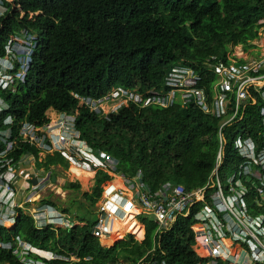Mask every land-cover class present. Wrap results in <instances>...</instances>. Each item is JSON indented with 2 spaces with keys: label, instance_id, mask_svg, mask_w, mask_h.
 Segmentation results:
<instances>
[{
  "label": "trees",
  "instance_id": "1",
  "mask_svg": "<svg viewBox=\"0 0 264 264\" xmlns=\"http://www.w3.org/2000/svg\"><path fill=\"white\" fill-rule=\"evenodd\" d=\"M2 1L8 12L0 18V55H6L13 37L17 38L16 44L23 42L33 50V54L28 51L20 54L32 62L22 76L24 79L18 81L17 93L8 92L13 109L3 118L13 115L15 129L26 121L45 123L49 110L70 112L76 114L82 137L94 147L110 152L118 160L117 168L123 175H142L153 193L170 181L182 183L188 190L206 186L220 149L218 119L195 105L180 103L167 109L130 103L106 119L81 105L74 95L100 99L117 88L141 94L154 88L167 92L165 78L175 66H192L214 78V73L208 71L209 58L216 55L227 59L238 45H243L245 51L256 47L253 42L260 38L259 31L264 30V24H260L264 21V0ZM21 65L18 63L14 74H20ZM207 91L210 92L209 87ZM259 109V105L249 107L244 121L227 129L230 138L227 165L241 163L231 141L232 134L244 132L256 137L261 131ZM28 151L38 156L35 146L19 142L17 159ZM60 161L63 160L58 155L49 154L38 160L37 168H44L47 163L48 172ZM112 178V174L98 170L92 192L84 193L91 209L72 220L85 225L70 230L52 227L40 230L33 218L20 210L14 229L0 226V241L20 237L44 250L80 258V262L57 264H137L153 249L155 240L158 241L155 261L166 264L203 261L196 251L197 235L192 228L196 222L194 215L202 205L191 218L180 217L174 228L160 238L156 237L153 218L142 217L147 227L144 241L132 237L112 247L103 246L94 235L98 215L93 208L100 200L103 184ZM66 187L79 190L81 183L69 182ZM41 204H50L66 214L70 212L50 196ZM248 204L251 214H264V197L253 192ZM121 223L116 226L111 242L123 239L126 231L143 238L144 229L136 221L127 219ZM87 257L91 260H85ZM0 260L22 264L7 248H0ZM220 264L226 263L220 260Z\"/></svg>",
  "mask_w": 264,
  "mask_h": 264
},
{
  "label": "built area",
  "instance_id": "2",
  "mask_svg": "<svg viewBox=\"0 0 264 264\" xmlns=\"http://www.w3.org/2000/svg\"><path fill=\"white\" fill-rule=\"evenodd\" d=\"M7 12V7L0 0V18ZM260 24H264V21L261 20ZM259 32L261 38V31ZM16 40L13 37L6 47V55H0V226H16L22 210L33 218L40 230L49 227L70 230L75 227L68 214L50 204L32 208L35 201L33 197H39L35 193L41 191L40 187L49 181L51 183L47 187L51 188L58 181V178L53 181L52 176L56 171L54 168L60 167L61 163L53 165L52 170L43 177L40 171L44 168H37L38 160L42 161L49 154H54L67 163V170L76 179L79 178L77 170L93 174L90 177L94 181L98 170L112 174L113 178L105 183L113 180L114 184H103L96 208L98 224L94 235L101 239L103 246L116 244L117 241H110L112 234L116 231V226L127 219L136 221L143 227L144 236L140 241H144L147 229L142 217L153 218L157 225L156 237L160 238L174 228L180 217L191 218L195 209L202 205L194 215L196 222L192 226L197 235L196 251L203 259L199 264H220V260L226 264L264 263V214H251L248 204V198L253 192L258 197H264V58L244 57V47L238 45L228 53L227 59L215 55L207 60L208 71L214 73V78L192 66H175L165 78L166 86L169 87L167 92L154 88L149 93L141 94L117 88L100 99L74 95L81 105H86L98 115H104L106 119H110L112 113L130 103L143 108L153 105L162 109L180 103L183 106L195 105L205 114L219 120L220 149L215 169L206 186L188 190L184 184L170 181L153 193L142 175H123L117 168L118 160L110 152L94 147L82 137L76 114L49 110L46 112L45 123L38 125L26 121L17 129L14 127L13 115L3 118L13 109L8 92L17 93L18 81L24 79L22 76L27 73L32 62L31 58L24 59L20 56L25 51L33 54L32 46H24L23 42L16 44ZM253 44L256 47L250 49L259 48L256 41ZM237 47L239 52L235 55ZM18 63L22 64V70L16 75L13 72L18 69ZM215 76H218L217 81ZM208 87L210 92L207 91ZM115 103L117 104L114 106ZM258 105L261 131L256 137L247 136L244 132L232 134L235 154L241 163L232 162L227 165V129L243 122L249 107ZM19 142L35 146L39 151L38 156L28 151L17 159ZM24 163L29 165L25 167ZM36 168L38 183L33 184V170ZM229 172L235 173L229 176ZM22 179L28 182L23 183ZM115 181H119L121 187L116 186ZM20 198L22 202H19ZM28 205L29 208L26 207ZM131 235L139 239L137 233ZM228 240H231L234 248L228 244ZM157 245L158 241L155 240L153 249L137 264H166L164 261L154 260ZM240 246L245 248V254L241 261H234L237 258L232 257V252L237 255L236 247ZM0 248L12 250L22 264L80 262V258L74 254L64 256L50 252L20 237L15 241H0ZM200 249L205 252L204 255L199 253ZM149 257L152 259L149 260ZM85 260L91 258L87 257Z\"/></svg>",
  "mask_w": 264,
  "mask_h": 264
},
{
  "label": "rangeland",
  "instance_id": "3",
  "mask_svg": "<svg viewBox=\"0 0 264 264\" xmlns=\"http://www.w3.org/2000/svg\"><path fill=\"white\" fill-rule=\"evenodd\" d=\"M8 1H12V0H8ZM256 44L259 45L258 49H249V51H245V54L243 53L244 57H248L249 59H257V58H264V30H261V38L258 39L256 41ZM239 52L238 47L235 49L234 54L237 55V53ZM215 80H218V76H215ZM117 103L114 104V106ZM62 167H57L54 168L56 169L55 171V175L58 178V181L55 182V184H53V186L51 188L47 187V184L49 183V181H46L44 183V186L40 187L41 191L37 193H35L36 195H38L39 197H33V200L35 199V201L32 204V208H34V206L40 205L41 201L47 197L50 196V199L55 202L57 205H59L61 208H65V209H69L70 212L68 213V216L70 217V219H78L79 216H81L82 214H84L86 212L87 209H91L90 208V202H88L86 200V198L84 197V193L86 192H92L93 187H94V180L91 179V177H87L85 178L88 174L86 171H82V170H77L76 174L77 176H79L78 179H76V177L71 174L67 169L66 166L64 164L63 161H60ZM29 165V163H24V166L27 167ZM34 168V167H33ZM50 167L47 163L44 164V170L40 171V175L43 177L46 175L47 171ZM35 173H33L32 177L36 176L37 173V168L35 170ZM235 172H229V176H232ZM23 183L28 182V180H24L22 179ZM80 181L81 183V188L78 189H70L67 188V184L69 182H75V181ZM31 182V181H30ZM32 183V182H31ZM51 183V182H50ZM49 183V184H50ZM57 183V184H56ZM114 184V181H109L107 183L104 184V186H108V184ZM48 184V186H49ZM27 191H21V193H26ZM19 202H22L21 198L19 199ZM27 208L30 207V205L26 206ZM97 205L93 208V210L96 211ZM28 215V214H27ZM88 216H91V214H88ZM93 219H97L96 215H93ZM122 224V223H121ZM74 225L78 226V225H85V223H80L77 222L76 220L74 221ZM124 225V224H122ZM125 226V225H124ZM14 227H11L10 224H8L7 229H14ZM124 238L123 239H129L130 235L132 233H128L125 232L123 233ZM129 236V237H128ZM118 240H122V239H118ZM115 240L114 242L118 241ZM110 242V241H109ZM113 244L109 247H112ZM236 252H238V254L236 255V253H233V258H237L234 261H241L243 258V255L245 254V248H243L242 246L240 247H236ZM200 254L204 255L205 252L200 249L198 250ZM204 252V254H203ZM0 263L2 264H8L9 261H3ZM254 264V263H253Z\"/></svg>",
  "mask_w": 264,
  "mask_h": 264
},
{
  "label": "water",
  "instance_id": "4",
  "mask_svg": "<svg viewBox=\"0 0 264 264\" xmlns=\"http://www.w3.org/2000/svg\"><path fill=\"white\" fill-rule=\"evenodd\" d=\"M56 179H57L56 175H53V176H52V180H53V181H56ZM32 182H33V184H37V183H38V178H37V177H34V178L32 179Z\"/></svg>",
  "mask_w": 264,
  "mask_h": 264
},
{
  "label": "crops",
  "instance_id": "5",
  "mask_svg": "<svg viewBox=\"0 0 264 264\" xmlns=\"http://www.w3.org/2000/svg\"><path fill=\"white\" fill-rule=\"evenodd\" d=\"M62 166V165H61ZM59 209V208H58ZM61 210V209H60ZM146 226V225H145ZM146 229H147V227H146ZM132 237H134V236H132V235H130V238L129 239H131ZM136 238V237H135ZM129 239H122V240H129ZM137 239V238H136ZM122 240H118L117 242H119V241H122ZM137 240H139L140 241V237H139V239H137ZM116 242V243H117Z\"/></svg>",
  "mask_w": 264,
  "mask_h": 264
},
{
  "label": "bare ground",
  "instance_id": "6",
  "mask_svg": "<svg viewBox=\"0 0 264 264\" xmlns=\"http://www.w3.org/2000/svg\"><path fill=\"white\" fill-rule=\"evenodd\" d=\"M119 186H120V184H119ZM121 187V186H120ZM127 232V231H126ZM128 233H130V232H128ZM228 242H230V246L232 247V248H234L235 246L232 244V242H231V240H228Z\"/></svg>",
  "mask_w": 264,
  "mask_h": 264
},
{
  "label": "clouds",
  "instance_id": "7",
  "mask_svg": "<svg viewBox=\"0 0 264 264\" xmlns=\"http://www.w3.org/2000/svg\"><path fill=\"white\" fill-rule=\"evenodd\" d=\"M67 169V168H66ZM57 177V176H56Z\"/></svg>",
  "mask_w": 264,
  "mask_h": 264
}]
</instances>
